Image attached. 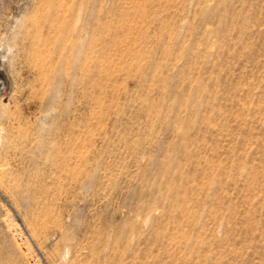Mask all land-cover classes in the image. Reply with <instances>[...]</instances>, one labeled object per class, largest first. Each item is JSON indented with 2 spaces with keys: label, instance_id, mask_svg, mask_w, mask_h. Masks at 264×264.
<instances>
[{
  "label": "rangeland",
  "instance_id": "374dc122",
  "mask_svg": "<svg viewBox=\"0 0 264 264\" xmlns=\"http://www.w3.org/2000/svg\"><path fill=\"white\" fill-rule=\"evenodd\" d=\"M0 264H264V0H0Z\"/></svg>",
  "mask_w": 264,
  "mask_h": 264
},
{
  "label": "water",
  "instance_id": "95a60500",
  "mask_svg": "<svg viewBox=\"0 0 264 264\" xmlns=\"http://www.w3.org/2000/svg\"><path fill=\"white\" fill-rule=\"evenodd\" d=\"M4 87H5V83H4L3 79L0 78V93L4 89Z\"/></svg>",
  "mask_w": 264,
  "mask_h": 264
}]
</instances>
